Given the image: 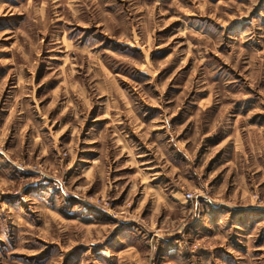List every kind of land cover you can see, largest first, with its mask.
I'll return each instance as SVG.
<instances>
[{"label": "rangeland", "instance_id": "374dc122", "mask_svg": "<svg viewBox=\"0 0 264 264\" xmlns=\"http://www.w3.org/2000/svg\"><path fill=\"white\" fill-rule=\"evenodd\" d=\"M0 264H264V0H0Z\"/></svg>", "mask_w": 264, "mask_h": 264}, {"label": "built area", "instance_id": "2783aa9c", "mask_svg": "<svg viewBox=\"0 0 264 264\" xmlns=\"http://www.w3.org/2000/svg\"><path fill=\"white\" fill-rule=\"evenodd\" d=\"M185 198H191V194L190 193H186L185 194Z\"/></svg>", "mask_w": 264, "mask_h": 264}]
</instances>
